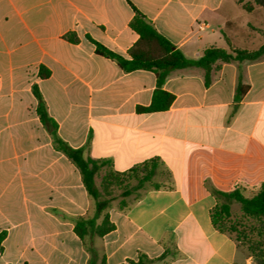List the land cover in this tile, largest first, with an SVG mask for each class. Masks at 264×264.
I'll return each instance as SVG.
<instances>
[{"label":"crops","instance_id":"0c3cea01","mask_svg":"<svg viewBox=\"0 0 264 264\" xmlns=\"http://www.w3.org/2000/svg\"><path fill=\"white\" fill-rule=\"evenodd\" d=\"M253 0H0V264H88L75 232L94 202L78 168L56 150L38 113L37 84L58 134L86 157L125 172L157 159L158 188L132 194L109 209L115 229L94 239L107 264L144 254L156 264H248L210 212L214 190L235 185L254 193L264 184V59L171 72L175 95L166 111L138 113L156 88L152 71L124 72L100 56L87 35L128 57L139 35L133 4L187 58L205 49L256 50L264 43V7ZM75 33L77 43L65 39ZM257 47H249V46ZM49 76H39L40 67ZM242 74L248 86L236 105ZM248 196V195H247Z\"/></svg>","mask_w":264,"mask_h":264},{"label":"trees","instance_id":"16d2710c","mask_svg":"<svg viewBox=\"0 0 264 264\" xmlns=\"http://www.w3.org/2000/svg\"><path fill=\"white\" fill-rule=\"evenodd\" d=\"M242 2V0H241ZM134 10V17L130 22V27L138 35L139 39L130 48L128 57L118 54L107 48L102 43L94 40L87 35V39L95 45L98 55L115 61L118 66L126 73L137 70L152 71L156 75V88L154 90L151 103L148 106H138V113H152L168 110L175 100V95L163 88L167 78L172 71L177 69L194 68L204 71L205 85L209 86L212 82V73L217 63L237 64L251 63L264 59V43L256 50L239 49L230 46L228 49L220 47H209L205 49L202 57L198 60L187 58L179 49L175 47L165 36L157 31L149 19L131 4ZM247 10L255 7H264V0H253L243 4ZM65 39L71 43H77L78 37L71 32L65 35ZM44 66L40 67L39 76L45 78L49 76V71L44 73ZM248 86L243 82L242 74L235 93V102L238 105L247 92ZM38 106L37 113L42 124L51 136L52 143L56 150L62 152L79 170L82 182L88 195L94 202V211L91 217H79L75 221V232L85 243L90 254L88 264H107L105 257L100 258L97 248L94 246L96 237H103L115 229V224L110 220L109 209L114 205L123 207L126 205L128 197L142 190L158 188L159 185L153 182V177L159 166L157 159H151L141 164H137L125 172L115 171L110 167V162L104 159H93L86 157L84 148H74L70 146L58 134V124L49 115L46 101L40 92L37 84L32 87ZM106 170L102 178L101 187L97 180L100 173ZM135 180L136 184L132 188L124 190L123 198L115 204V198L111 196L110 187L115 184L119 187L125 185L129 180ZM147 184H153L147 186ZM217 204L211 210L210 216L212 224L219 231L230 235L239 245V235L235 236L236 225H230L231 203L240 204L243 216L248 219H255L263 225L259 229V234L264 236V184L252 197L245 195V188L235 185L230 192L214 190ZM7 233H0V251H2L3 240ZM251 248L255 250V246ZM177 252L171 248H165L164 253L158 257L150 259L144 254L139 255L138 261L129 260L130 264H149L154 261L164 260L174 257Z\"/></svg>","mask_w":264,"mask_h":264},{"label":"rangeland","instance_id":"374dc122","mask_svg":"<svg viewBox=\"0 0 264 264\" xmlns=\"http://www.w3.org/2000/svg\"><path fill=\"white\" fill-rule=\"evenodd\" d=\"M249 47H257L249 46ZM106 170L104 169L97 180V184L101 187L102 178L105 175ZM154 182V177H153ZM155 183V182H154ZM135 180H129L125 185L119 187L113 184L109 191L111 192V196L115 198L114 203L118 204L123 198V192L126 188L130 189L135 186ZM153 184H147V186H152ZM258 191V190H257ZM256 191V192H257ZM254 193V195L256 194ZM247 197L250 194L245 193ZM251 197V196H250ZM129 198V197H128ZM230 225H236V231L234 233L235 236L239 235L237 232H240L239 238V248L245 253L246 257L249 259L250 263L248 264H264V236L259 234V229L262 227V223L255 219H248L243 216L242 209L240 204L236 202L231 203V218H230ZM264 227V226H263ZM255 246V250L253 251L251 248ZM171 258L168 257L167 261L169 262ZM157 260L149 263V264H156ZM127 264H130L129 262Z\"/></svg>","mask_w":264,"mask_h":264}]
</instances>
